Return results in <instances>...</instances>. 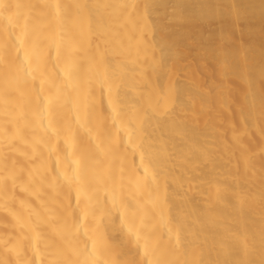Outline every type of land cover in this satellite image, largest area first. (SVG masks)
<instances>
[{"label":"bare ground","instance_id":"obj_1","mask_svg":"<svg viewBox=\"0 0 264 264\" xmlns=\"http://www.w3.org/2000/svg\"><path fill=\"white\" fill-rule=\"evenodd\" d=\"M0 264H264V0H0Z\"/></svg>","mask_w":264,"mask_h":264}]
</instances>
